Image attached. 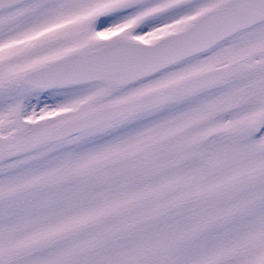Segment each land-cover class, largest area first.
Segmentation results:
<instances>
[{
    "label": "snow or ice",
    "instance_id": "obj_1",
    "mask_svg": "<svg viewBox=\"0 0 264 264\" xmlns=\"http://www.w3.org/2000/svg\"><path fill=\"white\" fill-rule=\"evenodd\" d=\"M0 264H264V0H0Z\"/></svg>",
    "mask_w": 264,
    "mask_h": 264
}]
</instances>
